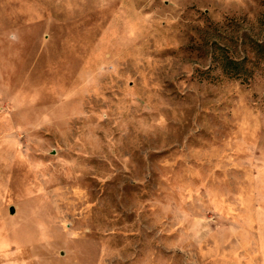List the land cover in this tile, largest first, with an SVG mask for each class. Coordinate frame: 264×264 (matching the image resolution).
Listing matches in <instances>:
<instances>
[{
	"label": "rangeland",
	"instance_id": "374dc122",
	"mask_svg": "<svg viewBox=\"0 0 264 264\" xmlns=\"http://www.w3.org/2000/svg\"><path fill=\"white\" fill-rule=\"evenodd\" d=\"M0 264H264V0H0Z\"/></svg>",
	"mask_w": 264,
	"mask_h": 264
},
{
	"label": "trees",
	"instance_id": "16d2710c",
	"mask_svg": "<svg viewBox=\"0 0 264 264\" xmlns=\"http://www.w3.org/2000/svg\"><path fill=\"white\" fill-rule=\"evenodd\" d=\"M258 47L261 48V46ZM215 61L218 62L223 74L229 79L247 82L250 78V72L244 69L243 63L237 61L227 54H221L220 56H217Z\"/></svg>",
	"mask_w": 264,
	"mask_h": 264
},
{
	"label": "water",
	"instance_id": "95a60500",
	"mask_svg": "<svg viewBox=\"0 0 264 264\" xmlns=\"http://www.w3.org/2000/svg\"><path fill=\"white\" fill-rule=\"evenodd\" d=\"M14 211H15V210H14V209H12V211H11V212H12V214H14Z\"/></svg>",
	"mask_w": 264,
	"mask_h": 264
}]
</instances>
